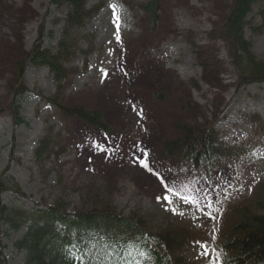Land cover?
Instances as JSON below:
<instances>
[{
  "label": "rangeland",
  "instance_id": "1",
  "mask_svg": "<svg viewBox=\"0 0 264 264\" xmlns=\"http://www.w3.org/2000/svg\"><path fill=\"white\" fill-rule=\"evenodd\" d=\"M143 2L89 0L91 8L101 5L99 15L84 30L70 29L87 55L66 64L60 91L46 68L30 65L22 81L18 76L43 32L45 49L61 41L68 10L52 8V0H0V179L6 172L27 197L7 192L1 205L18 200L28 208L60 206L69 215L111 205L125 217H140L154 234L185 231L180 259L217 264L214 244L223 219L264 183V79L241 85L223 34L236 0H159L157 34L143 22ZM246 22L243 38L263 62L264 3L252 6ZM50 32L56 40L49 39ZM21 83L28 92L17 114ZM57 97L62 106L81 103L100 110L125 136L106 138L93 126L58 116L49 103ZM19 119L24 123L17 124ZM183 125L215 129L226 146L251 138L256 149L250 154L249 146L241 148L238 155L247 162L239 160L235 175L227 166L207 176L177 159H159L162 136L177 137ZM45 140L50 144L39 158ZM23 233L10 231L0 219V264H25V255L15 249Z\"/></svg>",
  "mask_w": 264,
  "mask_h": 264
},
{
  "label": "trees",
  "instance_id": "2",
  "mask_svg": "<svg viewBox=\"0 0 264 264\" xmlns=\"http://www.w3.org/2000/svg\"><path fill=\"white\" fill-rule=\"evenodd\" d=\"M258 3H264V0H236L229 25L223 33L231 45L242 86L264 79V61H257L250 44L243 38L247 16L252 6ZM52 4L70 8L68 28L53 49L44 48L46 33L43 32L34 50L23 62L18 78L22 81L24 71L30 65L48 68L62 91V83L69 73L66 64L75 59L79 46L70 29L84 27L96 12L86 8L87 0H52ZM159 5V0H147L141 7L147 16L146 24L155 33L161 22ZM47 34L49 39H53L52 32ZM16 92L18 114L19 103L27 89L21 83ZM155 98L161 100V95L156 94ZM57 102L58 97L49 99V103L58 109L57 115L93 126L106 138L123 135L118 128L108 125L100 110L81 103L67 107ZM17 122L19 125L24 123L21 119ZM256 132L259 134V131ZM176 133L177 137L166 138L162 158L177 159L197 170L204 169L207 176L226 166L233 168L234 175L239 173L237 167L241 166L239 160H242L239 151L246 146H249L250 152L252 150L251 138L238 145L226 146L212 128L197 129L183 125ZM49 144V140L42 142L37 151L39 158L45 154ZM7 192L26 199L18 184L5 172L0 179V198ZM253 196L247 203L231 208L223 219L222 228L215 237L217 243L214 244L217 264L221 261L223 264H264V183L259 184ZM110 207L69 215L63 212L64 209L59 210L60 206L31 209L19 206L18 200L6 205H1L0 201V219L10 231L19 233L25 230L22 238L15 243V249L25 255V264H194L178 257L180 250L187 245L185 231L169 228L154 234L140 217H125ZM137 249L143 250L147 257H141ZM3 255L0 251V263Z\"/></svg>",
  "mask_w": 264,
  "mask_h": 264
},
{
  "label": "snow or ice",
  "instance_id": "3",
  "mask_svg": "<svg viewBox=\"0 0 264 264\" xmlns=\"http://www.w3.org/2000/svg\"><path fill=\"white\" fill-rule=\"evenodd\" d=\"M118 19H119V18H117V27H118ZM142 166H143L144 168H146V169H149V171H151V169L149 168V165H148L147 162H142ZM166 187H167V186H166ZM167 190H168L169 192L172 191V189H171L170 187H168ZM173 194H175V193H173ZM165 199L167 200V202H168L169 204L173 203V201L171 200V198L165 197ZM183 199L188 200L187 197H183ZM189 202L194 203V200L189 201ZM181 215H182V214H181ZM204 247H205V251L207 252V247H206V246H204ZM221 264H223V261H221Z\"/></svg>",
  "mask_w": 264,
  "mask_h": 264
},
{
  "label": "bare ground",
  "instance_id": "4",
  "mask_svg": "<svg viewBox=\"0 0 264 264\" xmlns=\"http://www.w3.org/2000/svg\"><path fill=\"white\" fill-rule=\"evenodd\" d=\"M181 21V19L180 18H178L177 20H176V22H180Z\"/></svg>",
  "mask_w": 264,
  "mask_h": 264
}]
</instances>
